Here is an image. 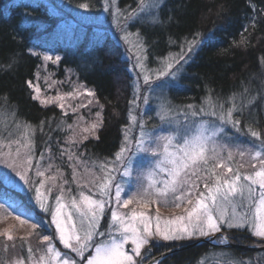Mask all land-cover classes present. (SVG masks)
Instances as JSON below:
<instances>
[{"label": "trees", "instance_id": "obj_1", "mask_svg": "<svg viewBox=\"0 0 264 264\" xmlns=\"http://www.w3.org/2000/svg\"><path fill=\"white\" fill-rule=\"evenodd\" d=\"M160 2L162 7L155 14L160 23H152L149 15L131 22L128 29L139 34L147 63L159 61L164 56L180 55L184 50L186 57L175 79L188 89L190 97L185 99L169 91L166 97L171 105L185 110L191 104L198 110L207 108L211 101L223 104L225 110L234 107L233 119L241 121L238 127L257 131L264 138V0ZM60 3L55 0H0V205H3L0 207V231L13 236V241H9L15 242L10 243L12 245L24 239L40 241L27 224L14 229L19 221L8 216L9 212L39 222L41 227L37 232L40 234H49L52 228L49 216L33 204V192L27 186L24 191L9 183L10 171L5 172L2 167L5 166L2 160L8 153H14L17 147L30 141L33 163L43 153L42 165H53L46 176L60 172L61 181H69L73 171L70 165L79 172L82 167L100 172L99 165L113 160L120 150L130 125L134 81L126 44L118 33L105 25L70 15ZM138 4L139 0L116 2L123 12L137 9ZM194 38L197 44L188 53L187 41ZM30 50L41 56H31ZM43 54L59 56L60 62H46ZM28 81L33 86L38 84L41 99L58 95L65 99L44 105L32 99L35 93L28 87ZM83 90L92 91L95 96L83 95ZM74 91L75 95H66ZM60 103L64 104V109L58 106ZM214 110L219 111L218 107ZM201 116L205 120L215 119L201 113L196 120ZM97 121H102L96 130L98 139L83 132L84 127ZM84 135L89 138L81 142ZM62 151L75 155L69 160L67 154L60 155ZM70 185L69 181L64 187L68 189ZM225 236L237 245H264V240L245 230H228ZM3 238L6 237L0 236V246L5 254L8 245ZM191 242L152 243L144 250V262L171 247ZM211 253H217L222 263L264 264V250L208 244L170 254L158 262L197 264L200 258Z\"/></svg>", "mask_w": 264, "mask_h": 264}, {"label": "snow or ice", "instance_id": "obj_2", "mask_svg": "<svg viewBox=\"0 0 264 264\" xmlns=\"http://www.w3.org/2000/svg\"><path fill=\"white\" fill-rule=\"evenodd\" d=\"M115 5L116 0H104L103 11L116 19L117 26L123 33L119 38L125 44L132 45L138 52H142L143 45L139 41V34L127 30L128 22L143 20L150 15L152 23H160L155 15L162 7L160 0H139L137 9L128 12L121 11ZM78 6L86 10L90 8L89 3H80ZM141 13L145 15L141 16ZM133 35L137 36L135 43L130 40ZM196 44L195 38L187 41L186 51L190 53ZM29 54L41 56L34 50H30ZM42 59L58 64L61 58L43 54ZM146 59V55L138 54L134 67L141 69L138 75H142L144 84L150 88L153 81L149 73H154L155 79L161 82L162 78L175 79L179 71L176 65L185 60V55L182 49L175 62L166 63L163 69H148L144 64ZM27 85L35 93L32 99L40 100L44 105L65 99L59 95L41 99V89L34 87L31 81H28ZM139 92L140 88L137 86V93ZM81 94L95 96L92 91ZM66 95L73 96L75 91ZM137 99L142 100L144 105L149 104L147 96H137ZM58 106L61 109L65 107L63 103ZM84 106L86 105H81ZM217 107L219 111L214 110ZM186 108L191 111L185 112V115L193 119L181 124L172 116L178 109L171 105L167 97L161 95L158 109L155 110L161 125L149 128L146 121L139 123L136 149L138 152L150 154L155 158V162L146 171L142 170L138 174L136 190L126 199H122L123 187L116 180L114 173L123 168L124 177L132 174L128 165L124 163L126 160L124 154L131 151L127 144L116 153L111 165L108 163L99 165L103 175L96 176L95 180L91 181L93 187L77 181L76 168L70 165L73 169L72 182L77 183L81 189L87 188V194L83 190L72 194L71 189L64 187V184L69 183L65 179L60 184L58 193L53 196L55 183L46 187L47 181L56 180L55 175L46 176V173L51 172L53 165L52 163L42 165L41 161L45 159L43 153L39 160L33 163L30 141L17 147L14 153L12 151L8 153L2 162L15 172L29 191L34 193L36 204L50 217L49 226L52 231L49 234H40L37 232L41 227L39 222L21 218L19 213L15 215L8 213V216L18 220L20 225L27 224L44 245L43 255L36 264H145L142 250L154 241L170 242L191 240L196 237H215L224 228L251 229L254 236L264 240V151L243 149L239 145L232 146L221 142L228 124L237 128L241 123L239 119H233L234 107L225 110L223 104L216 105L209 101L207 108L201 107L197 110L191 104ZM201 113L215 119L205 120L201 116L197 121L195 117ZM132 121L136 123V117L133 116ZM101 125L102 121L93 122L90 127H84L83 132L96 136V130ZM156 127L160 128L159 133L156 132ZM251 135L260 140L261 146L264 147V139H261L259 132L251 131ZM88 138V135H84L81 142ZM125 140L127 141V136ZM21 148L25 149L23 153ZM233 148L241 157L245 153L251 156L255 162L251 167L255 171L241 175L238 170L224 162L222 153L227 151V159L230 161L233 158ZM65 154L69 160L75 155L65 151L60 153L61 156ZM218 169L225 171L218 172ZM97 180L99 183H96ZM49 198L54 200V206L47 202ZM133 203L144 210L156 205L157 214L153 217L146 211L135 210L131 211L130 215L121 213V208L128 209ZM113 204L116 205L115 208L112 207ZM161 205L182 208L184 215L173 220L161 221L159 216ZM226 205L231 206L230 214L225 211ZM106 214H110V221L102 230V221ZM0 236L13 241V236L6 231H0ZM23 239L21 237V240ZM12 246L15 247V244ZM27 253L28 261H32L33 249L30 246ZM14 264H25V260L15 261ZM149 264L159 262L154 260L149 261ZM235 264H243V261H236Z\"/></svg>", "mask_w": 264, "mask_h": 264}, {"label": "rangeland", "instance_id": "obj_3", "mask_svg": "<svg viewBox=\"0 0 264 264\" xmlns=\"http://www.w3.org/2000/svg\"><path fill=\"white\" fill-rule=\"evenodd\" d=\"M64 1V2H63ZM68 3L70 4H67ZM55 2H63L60 3L65 10L73 16H77L78 18L85 20L86 22H91V23H96L97 25H105L106 28L114 32L115 34L118 33L119 37L123 35V33L120 31V28L117 26V21L116 19L113 18L109 13L103 11V6H104V0H87V2H82V0H55ZM117 2V0H116ZM80 3H89L90 8L89 9H82L78 5ZM117 8V5H115ZM133 21L128 22V26L131 24ZM127 30L129 31L128 27ZM130 40L135 43L137 41V36L133 35L130 37ZM139 41L141 43V40L139 38ZM142 44V43H141ZM127 50H128V58L131 63V68H130V73L133 76V90H134V98L132 102V108L130 112V125L128 126L125 135H124V140L122 142L121 148L127 144V146L131 149L130 152H126L124 155L126 157V160L124 161L125 164L128 165V167L131 170V176L124 177L122 175L123 168H120L119 171L115 172L114 175L116 177V180L119 181L122 184L123 187V192H122V199L128 198L129 195H131L133 192L136 190V183H137V176L138 174L144 170L146 171L150 165L154 164L155 158L152 157L150 154L138 152L136 149V141L139 139V123L142 121L147 122V126L151 128L152 126H160L161 122L159 121L158 117L155 115V110L158 109V104L160 102L161 95L166 97L167 92L172 91V94L174 95H180L184 97L185 99H188L190 97L189 91L186 87L181 86L180 83H176V79H172L171 77L168 78H162L161 81H157L155 79V74L154 73H149L151 76V79L153 81L152 86L149 88L148 85H145L143 82L142 75H138L141 72V69L134 67L136 64V56L138 54L144 55L143 51L138 52L137 49L132 47L130 44H126ZM179 55H170L168 57H165L160 59L159 61H152L151 63H147L146 60L144 61L145 66L148 69H163V67L166 65V63L169 62H175V60L178 58ZM186 57V54H185ZM182 62V61H181ZM181 63L179 65H176L177 68L180 67ZM175 71V69H174ZM179 72V71H178ZM176 73V76L178 74ZM137 86L140 88V92L137 93ZM34 87H39L38 84L34 85ZM87 90H83L85 92ZM137 96H147L149 98V104L144 105L142 103V100L137 99ZM177 108V107H176ZM178 111L173 112L172 116L175 117L177 121H179L181 124L186 123L187 121L193 119L190 116H186L185 112H190L187 108L184 110L179 107L177 108ZM136 117V123H133L132 117ZM196 119V118H195ZM201 119V118H200ZM199 119V120H200ZM197 120V121H199ZM247 124V123H246ZM231 125V127H230ZM163 127H167V125H162ZM232 124H228L226 126V132L224 134L223 140L221 141L222 143L228 144V145H239L243 149H248L252 148L254 150L258 149L261 151H264V147L261 146V141L257 140L255 137L251 135V131H254L249 128H242V127H237V128H232ZM160 128L156 127V132L159 133ZM125 136H127V141L125 140ZM264 139V138H261ZM120 148V149H121ZM120 151V150H119ZM118 151V152H119ZM224 157V162L226 164L231 165L234 170H238L241 175L245 174H250L255 169L251 167L252 163H255L252 161L251 156L248 153H245L243 157L239 155L238 152L235 151V148H233V158L232 160L227 159V151H224L222 153ZM115 160V157L113 160H109L108 164L111 165L112 162ZM241 165H243L241 167ZM3 170L5 172H8L10 174V184L15 185L17 188L22 189L25 191L26 186L23 184V181L19 179V177L15 174V172L12 171L11 168L7 166H2ZM259 167V164L257 163V168ZM8 170V171H7ZM100 170V169H99ZM224 169H218V172H224ZM76 179L79 181L81 184L87 183L89 187H93L91 181L95 180L96 176H102L103 174L97 170H94L90 167L88 168H83L79 170H76ZM79 172V173H78ZM56 176L55 181H47L46 185L48 187L52 186L53 183H55L56 187L53 189L52 195L55 196L58 191H59V186L57 185L59 182L60 184L63 183L61 181V173L58 172L57 174H54ZM231 175V174H228ZM72 176V175H71ZM15 181L16 183H12ZM70 187L68 189L72 190V194L78 193L80 190L85 191L87 194L88 189L84 188L81 189L78 187L77 183L72 182V178L70 177ZM145 185L147 184V180L144 181ZM96 183H99L97 180ZM67 189V188H65ZM42 191H44L42 189ZM95 191V189H94ZM114 191V189H113ZM32 202L33 204L39 208V206L35 202L34 198V193L32 194ZM47 202H50L54 206V200L53 199H48ZM113 208L116 207L115 204L112 205ZM156 205L151 206L149 210H144L140 209L138 205L133 203L132 205L129 206L128 209H123L121 208L120 211L121 213H128L129 215L131 214V211H146L148 214L152 215L153 217L157 214L156 213ZM40 210V208H39ZM41 211V210H40ZM225 211L227 213H231V206L226 205L225 206ZM42 212V211H41ZM106 213H108V209H106ZM184 215L183 209H176L175 207H170V206H160L159 209V216L161 218V221L164 220H173L177 216ZM106 221H102V230L104 227L107 226L108 222L110 221V214H106L105 216ZM50 219V217H49ZM153 224H155V220H153ZM23 226V225H21ZM20 224L19 222L14 225V229H19ZM230 229L224 228V230L221 231V233L224 235L223 236H218L215 241H211L212 243H225L226 242V236L227 232ZM226 231V232H225ZM239 231H244V229H241ZM249 234H252L251 229L245 230ZM219 234V233H217ZM253 235V234H252ZM254 236V235H253ZM211 237V236H210ZM256 237V236H255ZM204 238L208 237H196L191 240L185 239L182 241H170V242H163V241H154L153 243L155 244H160V243H172V242H185V241H198ZM257 239H260L259 237H256ZM3 242H5L7 246V250L5 254H2L3 247L0 246V264H14L15 261L24 259L25 264H36V261L39 260V257L43 255V248L44 245L39 242H29V240L24 239L23 242H19L18 245H15L16 247H13L12 244L10 243H15V242H9L6 238H3ZM210 245V244H208ZM31 247L33 249V259L32 261H28V253H27V248ZM244 246V245H243ZM147 247V246H146ZM145 247V249H147ZM142 250V255L144 253V250ZM171 249V248H170ZM169 250V249H168ZM167 250V251H168ZM166 252V251H165ZM177 253V252H175ZM173 254V253H172ZM197 264H235V263H222L219 256L217 253H211L210 255H206L204 258H200L199 262Z\"/></svg>", "mask_w": 264, "mask_h": 264}, {"label": "water", "instance_id": "obj_4", "mask_svg": "<svg viewBox=\"0 0 264 264\" xmlns=\"http://www.w3.org/2000/svg\"><path fill=\"white\" fill-rule=\"evenodd\" d=\"M216 238V235L215 237H209V238H204V239H201L199 241H196V242H193V243H190L188 245H183V246H179V247H174V248H171L169 249L168 251L162 253L161 255L159 256H156V257H153L152 259H150L149 261H157L169 254H172V253H175V252H179V251H182V250H185V249H188V248H191V247H194L196 245H199V244H214L212 243L211 241H214ZM219 246H227L229 248H235V249H246V250H251V251H262L264 250V245L262 246H258V247H247V246H243V245H237V244H234V243H231V242H228L224 245H219ZM149 261L145 264H149Z\"/></svg>", "mask_w": 264, "mask_h": 264}]
</instances>
